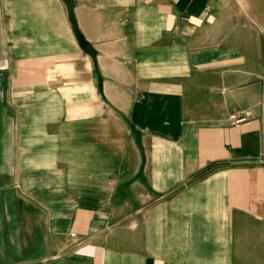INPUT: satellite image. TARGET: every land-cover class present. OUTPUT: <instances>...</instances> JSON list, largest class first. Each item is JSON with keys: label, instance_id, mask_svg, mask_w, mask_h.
<instances>
[{"label": "crops", "instance_id": "obj_1", "mask_svg": "<svg viewBox=\"0 0 264 264\" xmlns=\"http://www.w3.org/2000/svg\"><path fill=\"white\" fill-rule=\"evenodd\" d=\"M249 5L0 0V264H264Z\"/></svg>", "mask_w": 264, "mask_h": 264}, {"label": "rangeland", "instance_id": "obj_2", "mask_svg": "<svg viewBox=\"0 0 264 264\" xmlns=\"http://www.w3.org/2000/svg\"><path fill=\"white\" fill-rule=\"evenodd\" d=\"M252 5H249L251 11L254 15V23L253 27L256 30H263L264 31V0H249ZM239 12H244L242 10L243 6H238Z\"/></svg>", "mask_w": 264, "mask_h": 264}, {"label": "built area", "instance_id": "obj_3", "mask_svg": "<svg viewBox=\"0 0 264 264\" xmlns=\"http://www.w3.org/2000/svg\"><path fill=\"white\" fill-rule=\"evenodd\" d=\"M229 121H230V123H232L234 125H239V124H242V123L246 122L247 121V117L241 115L238 109H233L231 111L230 116H229ZM71 236L75 237L76 234L72 233Z\"/></svg>", "mask_w": 264, "mask_h": 264}]
</instances>
